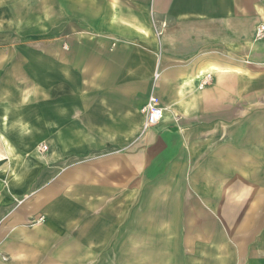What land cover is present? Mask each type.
Listing matches in <instances>:
<instances>
[{"label": "crops", "instance_id": "obj_1", "mask_svg": "<svg viewBox=\"0 0 264 264\" xmlns=\"http://www.w3.org/2000/svg\"><path fill=\"white\" fill-rule=\"evenodd\" d=\"M260 23L264 0H0V264H264Z\"/></svg>", "mask_w": 264, "mask_h": 264}, {"label": "built area", "instance_id": "obj_2", "mask_svg": "<svg viewBox=\"0 0 264 264\" xmlns=\"http://www.w3.org/2000/svg\"><path fill=\"white\" fill-rule=\"evenodd\" d=\"M157 34H160L158 31ZM255 37L257 39H262L264 37V23H260L257 26ZM158 72L155 73V77L158 76ZM209 81V76H206L200 84V87L204 84H207ZM141 114H142V128L147 129L155 124H157L163 115V107L160 104V100L157 95L151 94L148 96L146 103L141 108ZM40 149L42 151L46 150L45 145H41Z\"/></svg>", "mask_w": 264, "mask_h": 264}]
</instances>
